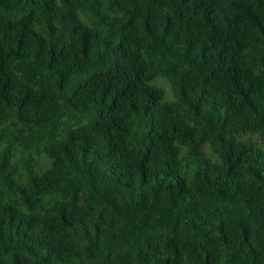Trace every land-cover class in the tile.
<instances>
[{"label":"trees","instance_id":"16d2710c","mask_svg":"<svg viewBox=\"0 0 264 264\" xmlns=\"http://www.w3.org/2000/svg\"><path fill=\"white\" fill-rule=\"evenodd\" d=\"M0 264H264V0H0Z\"/></svg>","mask_w":264,"mask_h":264}]
</instances>
